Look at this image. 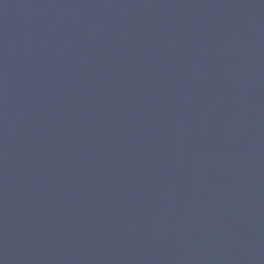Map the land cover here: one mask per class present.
Listing matches in <instances>:
<instances>
[{"label": "water", "instance_id": "1", "mask_svg": "<svg viewBox=\"0 0 264 264\" xmlns=\"http://www.w3.org/2000/svg\"><path fill=\"white\" fill-rule=\"evenodd\" d=\"M0 264H264V0H0Z\"/></svg>", "mask_w": 264, "mask_h": 264}]
</instances>
